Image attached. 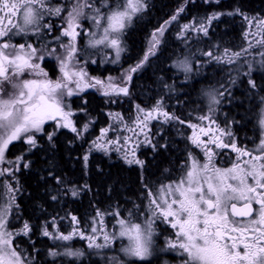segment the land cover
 Here are the masks:
<instances>
[{"label":"snow or ice","instance_id":"snow-or-ice-1","mask_svg":"<svg viewBox=\"0 0 264 264\" xmlns=\"http://www.w3.org/2000/svg\"><path fill=\"white\" fill-rule=\"evenodd\" d=\"M200 3L212 5L213 0ZM189 6L195 8L197 0H183L152 28L142 54L133 59L128 36L148 14L149 0H0V264H39L41 257L31 222L17 227L22 188L16 174L33 166L26 154L36 150L54 155L61 130L83 139L91 121L77 127L72 98L86 105L81 96L86 90L95 89L106 104L131 98L134 80L167 51L173 26L179 52L166 58L171 63L154 81L158 91L151 105L134 103L128 118L109 112V125L89 142L82 157L87 167L90 153H115L128 168L136 167V198L113 203L112 186L103 202H89L87 218L66 212L46 219L39 234L53 243L44 253V264H153L157 253L172 254L176 264H264V13L235 8L184 21L181 14ZM225 17L241 20L238 46L208 39ZM129 59L133 62L123 67ZM94 64L121 65L120 74L93 76L89 66ZM206 69L226 80L213 82ZM189 81L194 82L191 90L205 81L208 86L184 118L178 114L184 102L180 96L175 106L168 102ZM191 90L184 93L189 100ZM244 102L259 109L260 118L259 135L242 140L235 126H247L252 109H245L248 119H230L226 106ZM79 111L87 114L86 108ZM169 128L183 143L178 155L173 148L177 141L166 135ZM15 143L24 150L9 159L7 152ZM141 149H149L153 161L161 158L151 165L157 168L151 182L150 162L141 158ZM172 156L175 161L165 166L163 158ZM47 177L55 182L54 194L46 192L53 202L91 191L87 183L69 189L51 169Z\"/></svg>","mask_w":264,"mask_h":264},{"label":"trees","instance_id":"trees-1","mask_svg":"<svg viewBox=\"0 0 264 264\" xmlns=\"http://www.w3.org/2000/svg\"><path fill=\"white\" fill-rule=\"evenodd\" d=\"M183 2V0H149L151 5L149 12L144 18L133 26L128 36L130 55L133 59L137 58V53H141L145 47V36L154 27L158 26L163 20L167 19ZM235 8H240L249 14L264 13V0H213L212 5H206L200 3L197 0V6L195 8L189 6L188 11L182 13L184 21H187L192 16H203L212 11H229ZM225 23H217V27L213 30L208 38L211 43H223L233 42L235 45L240 44V25L241 20L239 17H225ZM227 28V35H224ZM177 28L172 27L171 31L167 34L168 49L161 55L159 60H154L150 68H148L142 76H139L134 80V86L132 88V97L123 98L120 103L106 104L105 98L101 95L94 93H85L82 95L83 99H86L88 103L83 104L74 102L77 115L74 117L77 122V127H81L86 121H91L88 131L84 134L83 139H74L73 133L68 130H61L57 133L56 149L54 155L52 153L45 154L44 151L33 150V153L26 154L28 159L32 162V168L28 170L22 169L16 175L19 178V184L22 191L18 193L17 199L20 205V221L17 224L19 227L25 220L30 221L34 226V233L32 240L35 239L40 244V249L43 250L47 246L44 243L47 238L40 236V226L46 219H50L52 216H64L66 212H73L82 218H87L90 210L89 202L93 200L104 201L108 195L107 189L115 186V191L112 192L113 203L117 198L121 201L128 199L132 196V193L139 192L140 184V172L136 167L128 168L117 157L115 153L104 155L99 152H92L89 154L88 166H84L82 160L83 155L89 147V142L92 137L98 136L100 129L104 126L106 121V112L112 108V112L116 111L124 115L126 118L133 115L134 103H139L142 106H150L152 103L151 98L154 97L158 91L157 85L154 81L161 75V70L166 66V63L170 64L171 61L166 58L173 56V53H178L179 41L175 39V33ZM233 37H236L233 40ZM173 58H175L173 56ZM133 59H129L122 62L123 67H127L133 62ZM121 65L112 66V68L104 67L101 70V76L106 74L112 76H118L120 74ZM206 74L214 82L215 80L225 79L226 76L216 75L213 69H206ZM178 83V81H177ZM194 82L189 81L188 88H181L173 95L170 103L176 105V95H179L181 100L184 101L179 107L178 114L187 118V113L196 106L202 97L201 91L208 86V82L195 84V90L192 89ZM191 90V99L189 100L184 96V93ZM237 104L241 103V93L237 92ZM86 108L87 114L80 112V108ZM252 109L251 104L244 102L241 107L235 105L226 106L228 117L239 118L244 116L248 119L245 109ZM259 109H252L253 118L248 120L247 126H235V130L239 136L251 135L253 138L257 135V111ZM225 113H221V119H224ZM256 125L254 127L253 125ZM249 132V134L245 132ZM166 135L175 139L177 144H173V148L176 149V154L183 148V143L179 140L176 130L169 128ZM71 141V143H69ZM178 145V146H177ZM24 150L22 143H15L14 146H10V150L7 152L9 159H14L20 155ZM149 149H141V158H146L150 162V171L147 174L149 181L155 180V176L151 173H155L157 168L151 165H156L161 162V158L158 157L156 161H153L148 154ZM175 161V156L163 158L164 165L167 166V161ZM51 169L54 174H58L64 180V183L68 185L69 189L76 186L80 187L87 183L91 188V191L87 194L81 193L78 198H72L69 196H61L58 201H51L46 192L54 194L55 182L51 178L47 177V171ZM102 170V174H101ZM43 176L48 179V183L45 184L44 180L40 179ZM128 190H131L130 192ZM59 222V221H58ZM68 225V221H63V228Z\"/></svg>","mask_w":264,"mask_h":264},{"label":"flooded vegetation","instance_id":"flooded-vegetation-1","mask_svg":"<svg viewBox=\"0 0 264 264\" xmlns=\"http://www.w3.org/2000/svg\"><path fill=\"white\" fill-rule=\"evenodd\" d=\"M89 71L91 74L95 75V76H101V68H99L98 66H92L90 65L89 66ZM51 75L53 76V78H55V75L56 73H51ZM85 93H95L94 91H86ZM84 94V93H82ZM72 101L74 102L75 101V98L72 99ZM246 134L249 132H245ZM251 137L250 135H246V136H240V138L242 140H245L247 138ZM255 138V137H254ZM25 240H27V238H25ZM33 241H35V247L36 249H39L40 252H41V257H40V261H39V264H44V260H45V257H44V253L45 251L48 249V247L51 245L50 243V240H46L44 243L46 244V248L41 250L40 249V244L37 243V241L35 239H33ZM158 243L162 244L163 243V237H160ZM24 247L28 248V247H31V245L29 243H25L23 245ZM158 259H153V264H164V261H168V264H176V261L172 258V254H164V253H157L156 254Z\"/></svg>","mask_w":264,"mask_h":264},{"label":"rangeland","instance_id":"rangeland-1","mask_svg":"<svg viewBox=\"0 0 264 264\" xmlns=\"http://www.w3.org/2000/svg\"><path fill=\"white\" fill-rule=\"evenodd\" d=\"M97 59H99V57H97ZM103 65H107L108 67L109 66H116V65H113V64H94V66H98L99 68H101ZM93 66V65H92ZM46 70H47V68H46ZM91 75H93V74H91ZM93 76H95V75H93ZM108 75H104V76H100V77H107ZM86 91H94V92H96L95 91V89H88V90H86ZM97 93V92H96ZM98 94V93H97ZM99 95V94H98ZM81 96H82V94H81ZM73 98H75V99H77L78 101L77 102H79V103H81V100H80V98L79 97H73ZM72 98V99H73ZM77 111V110H76ZM109 112H112V108H110V109H108L107 110V112H106V121H105V124H104V126L102 127V128H105V127H107L108 125H109V123H110V118H109V116H108V113ZM113 112H116V111H113ZM258 113H259V110L257 111V115H258ZM260 118V117H259ZM258 122H259V120H258ZM258 122H257V126H258ZM99 133H100V131H99ZM98 133V134H99ZM109 135L110 136H113L114 135V133H109ZM258 135H259V127H258ZM257 135V136H258ZM251 136V135H250ZM97 136H94V137H92V139L91 140H93V139H95ZM252 137V136H251ZM50 243H51V245H52V241L50 240ZM160 244V243H159Z\"/></svg>","mask_w":264,"mask_h":264}]
</instances>
